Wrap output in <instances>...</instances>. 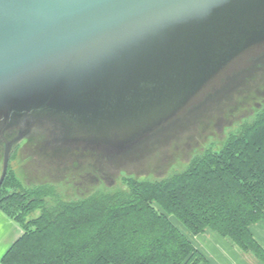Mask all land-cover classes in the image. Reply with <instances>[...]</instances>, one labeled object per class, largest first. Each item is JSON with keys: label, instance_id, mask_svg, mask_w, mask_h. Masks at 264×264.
<instances>
[{"label": "water", "instance_id": "obj_1", "mask_svg": "<svg viewBox=\"0 0 264 264\" xmlns=\"http://www.w3.org/2000/svg\"><path fill=\"white\" fill-rule=\"evenodd\" d=\"M253 98L247 116L264 102V0H0V187L38 134L90 151L106 185L164 178Z\"/></svg>", "mask_w": 264, "mask_h": 264}, {"label": "trees", "instance_id": "obj_2", "mask_svg": "<svg viewBox=\"0 0 264 264\" xmlns=\"http://www.w3.org/2000/svg\"><path fill=\"white\" fill-rule=\"evenodd\" d=\"M237 126L164 178L124 173L122 184L84 196L50 181L28 185L12 171L15 149L0 209L24 233L3 263L200 264L205 258L184 229L214 230L264 262L252 231L264 222V102Z\"/></svg>", "mask_w": 264, "mask_h": 264}, {"label": "flooded vegetation", "instance_id": "obj_3", "mask_svg": "<svg viewBox=\"0 0 264 264\" xmlns=\"http://www.w3.org/2000/svg\"><path fill=\"white\" fill-rule=\"evenodd\" d=\"M254 100H246V106L241 110L250 112L254 108ZM45 148L44 137L39 134L23 140L16 147L22 156L27 154V161L33 162L26 172L35 179L64 178L63 183L72 186H87L90 181L106 183L107 172L101 165V160L90 151H50Z\"/></svg>", "mask_w": 264, "mask_h": 264}, {"label": "crops", "instance_id": "obj_4", "mask_svg": "<svg viewBox=\"0 0 264 264\" xmlns=\"http://www.w3.org/2000/svg\"><path fill=\"white\" fill-rule=\"evenodd\" d=\"M184 231L205 258L200 264H264L214 230L207 229L197 235ZM252 231L264 245V222L254 224ZM23 233L21 224L0 209V264H4L3 256Z\"/></svg>", "mask_w": 264, "mask_h": 264}, {"label": "rangeland", "instance_id": "obj_5", "mask_svg": "<svg viewBox=\"0 0 264 264\" xmlns=\"http://www.w3.org/2000/svg\"><path fill=\"white\" fill-rule=\"evenodd\" d=\"M245 117H247V110L246 111L245 110L237 111L235 114V119H234L233 124H231L229 127L225 126V130H224L225 134L227 132H229L230 130H234L236 127H238L237 122L239 123ZM230 118L231 117L228 116V119L226 120V122L230 121L231 120ZM217 123H218L217 121H213L211 123V127H210L211 129H209V131L214 132V134H212V135L210 134V136H206V135L199 136V139L196 138L197 140L192 142L193 143L192 148H190V149H187V148L182 149L181 148L178 151H176L177 152V154L175 156L176 162L174 164H172L170 166L169 170L163 174L167 176L168 174L176 171V169L180 168L182 165L186 164L187 161L189 160L188 159L189 153H191V155L193 156V154L198 149H203L207 144H210L214 141H217V139H219L218 133L216 131ZM19 153H17V156L11 162V168H12V171L14 172V174L18 175L24 182L28 183V185L29 184L31 185L32 183H35V182L39 183V182L48 180L50 182L58 184L59 188L62 189L64 192H67L71 197L76 196V194H74L75 192L79 196H84V195L92 192L94 189H96L98 187H108L109 186V185H106L105 183H98L97 181H90V182H88L89 184L87 186H81V185L80 186H72V185L64 184L63 183L64 178H60V179L58 178L57 179V178L46 177V178L35 179L33 176H30L28 172H26L27 170H29L28 168H30V164L33 162H29L26 160V156H27L26 153H25V157L21 156ZM1 166H2V161H0V172H1ZM107 178H108V181L110 182L111 179L108 176H107ZM122 183L123 182L118 179V182L116 184H112V186H109V187H115V186H117V184H122Z\"/></svg>", "mask_w": 264, "mask_h": 264}]
</instances>
